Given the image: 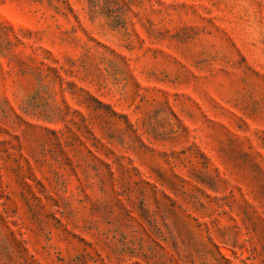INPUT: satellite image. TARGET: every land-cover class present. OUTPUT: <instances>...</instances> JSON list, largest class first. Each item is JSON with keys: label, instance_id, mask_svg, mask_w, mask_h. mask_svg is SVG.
Returning <instances> with one entry per match:
<instances>
[{"label": "rangeland", "instance_id": "1", "mask_svg": "<svg viewBox=\"0 0 264 264\" xmlns=\"http://www.w3.org/2000/svg\"><path fill=\"white\" fill-rule=\"evenodd\" d=\"M0 264H264V0H0Z\"/></svg>", "mask_w": 264, "mask_h": 264}]
</instances>
